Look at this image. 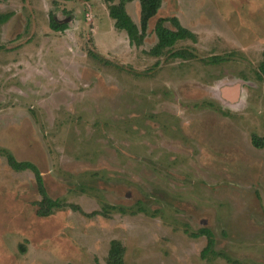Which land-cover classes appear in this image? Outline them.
Here are the masks:
<instances>
[{
    "label": "rangeland",
    "instance_id": "1",
    "mask_svg": "<svg viewBox=\"0 0 264 264\" xmlns=\"http://www.w3.org/2000/svg\"><path fill=\"white\" fill-rule=\"evenodd\" d=\"M126 10L139 26L138 0ZM9 12L0 264H106L112 240L125 264H264V144L253 140L264 141V0H162L138 48L102 0H0ZM50 15L67 29L52 31ZM170 18L195 40L153 57L156 22ZM3 150L36 166L51 199L115 210L38 217L33 173L10 169ZM201 229L214 236L205 258L206 237L191 236Z\"/></svg>",
    "mask_w": 264,
    "mask_h": 264
},
{
    "label": "trees",
    "instance_id": "2",
    "mask_svg": "<svg viewBox=\"0 0 264 264\" xmlns=\"http://www.w3.org/2000/svg\"><path fill=\"white\" fill-rule=\"evenodd\" d=\"M89 1V0H88ZM106 4L109 18L113 21V26L116 31L124 32L127 36L128 42L131 46L136 48L142 46L146 37L148 22L154 18L162 5V0H138L140 8L139 26H137L127 13L126 6L135 0H102ZM13 13H0V26L6 24L12 17ZM165 23H170L174 30L164 26ZM49 27L52 31L64 32L68 25L64 22H57L53 15L49 16ZM154 33L157 38V43L148 52L153 57H160L165 52L170 51L178 42L184 40H195V36L187 29L183 28L176 18L159 19L156 22ZM185 52H175L171 54V59L185 58ZM95 58L94 55H92ZM220 59V58H218ZM258 80L264 79V60L261 61L258 66V72L256 73ZM257 143L256 146L261 148L264 144L262 139L253 137V140ZM5 156L8 167L16 172L30 171L33 173L36 189L41 197V200L36 203L37 211L36 215L40 218H47L52 215L54 210H62L69 208L72 211L79 212L86 217L102 216L109 218V210H115L114 207L106 206L99 212H92L85 214L82 210L75 205H67L59 200L51 199L44 187L42 176L39 170L30 162H18L14 156L7 152L1 151ZM121 213L125 214V210L121 209ZM192 237H206V247L201 251L203 258L208 253H212L214 246V236L208 229H201L197 233L191 234ZM23 252V247L21 249ZM125 248L121 242L112 240L109 244V250L106 258V264H125L124 262ZM225 258V256H222ZM98 264V263H96Z\"/></svg>",
    "mask_w": 264,
    "mask_h": 264
},
{
    "label": "bare ground",
    "instance_id": "3",
    "mask_svg": "<svg viewBox=\"0 0 264 264\" xmlns=\"http://www.w3.org/2000/svg\"><path fill=\"white\" fill-rule=\"evenodd\" d=\"M226 94H227L226 96L229 97L228 93H226ZM229 98H230V97H229Z\"/></svg>",
    "mask_w": 264,
    "mask_h": 264
},
{
    "label": "water",
    "instance_id": "4",
    "mask_svg": "<svg viewBox=\"0 0 264 264\" xmlns=\"http://www.w3.org/2000/svg\"><path fill=\"white\" fill-rule=\"evenodd\" d=\"M237 90V89H236ZM235 91V90H234Z\"/></svg>",
    "mask_w": 264,
    "mask_h": 264
}]
</instances>
